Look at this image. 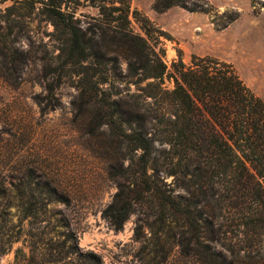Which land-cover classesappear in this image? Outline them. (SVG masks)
I'll use <instances>...</instances> for the list:
<instances>
[{"label": "trees", "instance_id": "1", "mask_svg": "<svg viewBox=\"0 0 264 264\" xmlns=\"http://www.w3.org/2000/svg\"><path fill=\"white\" fill-rule=\"evenodd\" d=\"M21 2L30 9L39 5L54 28L60 67L48 70L53 78L49 92L69 74L80 77L75 105L81 110V100L88 107L98 104L99 128H105L102 134L110 132L116 137L124 156L118 160L115 176L128 184L119 182L120 190L104 216L120 230L136 205L146 195L153 197L163 225L172 214L184 218L206 264H241L236 248L230 254L223 248L227 235L223 227L224 220L232 221L240 235H262L264 100L244 83L232 64L213 57L194 56L187 66L179 52L170 71L163 60L165 51L150 43L153 33L158 34L159 43L170 35L133 9L131 0ZM161 3H156L157 11L181 5L183 0L162 7ZM86 5L99 10L97 29L118 42L129 60V76L138 94L133 102L136 109L127 120L120 102L112 99L106 87L111 71L103 46L95 38L86 39L75 17L76 10ZM133 21L146 37L135 34ZM166 79L173 81V89L164 87ZM115 116L117 122L112 119ZM157 143L162 149H157ZM168 177L173 178L170 184ZM177 189H184L189 197L177 196ZM12 199L17 200L14 216L18 220L0 219V257L22 242L23 247L14 251V264H105L100 255L81 248L65 216L59 218L60 212L39 208L41 196L27 192ZM6 201H11V195L0 190V208ZM57 203L69 205L70 198L62 195L48 200V204ZM204 227L212 230L211 236H204Z\"/></svg>", "mask_w": 264, "mask_h": 264}, {"label": "rangeland", "instance_id": "2", "mask_svg": "<svg viewBox=\"0 0 264 264\" xmlns=\"http://www.w3.org/2000/svg\"><path fill=\"white\" fill-rule=\"evenodd\" d=\"M21 1L0 0V190L11 195V201L0 208V219L17 223V200L12 198L32 192L41 196L40 209L65 216L81 248L97 253L105 264H206L184 218L172 214L163 225L153 197L146 195L120 230L104 216L120 190L119 182L128 184L115 176L118 160L124 156L116 137L102 134L98 104L88 107L81 100V110L75 105L80 77L69 74L49 92L53 78L48 70L60 67L54 28L39 5L30 9ZM158 1L131 0V5L170 35L161 38L162 43L157 33L150 39L156 50L165 51L163 60L170 71L179 52L187 66L194 56L213 57L232 64L264 100V0H183L181 5L157 11ZM160 2L162 7L179 0ZM75 17L86 39L95 38L103 46L106 67L112 72L106 87L129 119L138 90L129 76V60L121 53L125 49L97 29V8L80 6ZM132 29L146 37L135 21ZM164 87L173 89V81L166 79ZM112 119L117 122V116ZM157 149H162L158 143ZM166 181L170 184L173 178ZM181 194L189 197L184 189H177L176 195ZM62 195L70 198L69 205L48 204L51 196ZM203 229L204 236H211L210 228ZM223 231H227L226 253L236 248L241 264H262L264 225L258 238L240 235L232 221L224 220ZM18 247H23L22 242L1 256L0 264H14Z\"/></svg>", "mask_w": 264, "mask_h": 264}]
</instances>
